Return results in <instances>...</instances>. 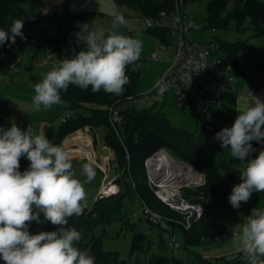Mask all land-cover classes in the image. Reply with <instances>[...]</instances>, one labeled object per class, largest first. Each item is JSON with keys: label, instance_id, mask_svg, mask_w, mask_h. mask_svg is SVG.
<instances>
[{"label": "clouds", "instance_id": "1", "mask_svg": "<svg viewBox=\"0 0 264 264\" xmlns=\"http://www.w3.org/2000/svg\"><path fill=\"white\" fill-rule=\"evenodd\" d=\"M127 22L123 15L113 19L112 30L86 32V25L77 34L87 48L63 60L34 84L32 105L36 111L48 110L65 102L61 92L69 85L82 90L91 87L93 93L120 95L129 83L128 65L140 59L143 42L138 37L116 31ZM24 21H12L9 31L0 29V45L17 36L24 38ZM231 127L215 134L221 147L230 146L231 156L245 161L254 151L252 141L264 143V102H255L242 110ZM29 167L20 171V159ZM81 180L73 168L69 153L54 145L44 131L31 126L21 130L15 123L0 127V259L4 264H95L89 251L75 245L81 240L76 228H65L70 217L81 216L87 208L85 184L96 176L91 163L81 166ZM240 183L232 187L228 202L234 209L247 203L253 192H264V149L254 159H248L240 172ZM44 221L58 226L56 231L31 234L29 223ZM231 237L238 238L247 257V264H264V208H255L242 223L231 228Z\"/></svg>", "mask_w": 264, "mask_h": 264}, {"label": "trees", "instance_id": "2", "mask_svg": "<svg viewBox=\"0 0 264 264\" xmlns=\"http://www.w3.org/2000/svg\"><path fill=\"white\" fill-rule=\"evenodd\" d=\"M185 4L188 1L184 0ZM120 4H127L135 9L139 17L154 18L160 12L169 13L174 9L175 0H118ZM207 18L211 30H224L229 27L230 22L235 24L238 32L246 30V23L251 26L254 37L264 36V1L260 0H207L205 2ZM229 4L231 9H227ZM40 0H0V29L9 31L12 21L19 19L24 21L22 32L24 38L16 37L15 43L11 40L0 45V54L9 53L17 48L25 39L35 38L41 42L55 44L56 54L59 61L65 57H72L73 53L81 51L80 46L74 38L67 39L65 34L59 38H52L40 25L42 18L38 14L26 13L24 7L33 9L42 8ZM53 19V18H51ZM155 38L166 40L167 32L162 28L147 29ZM45 31V33H43ZM219 43V55L224 64L234 68L237 66V55L240 52L252 53L253 46L248 42H225L215 37ZM87 48V47H86ZM85 48V49H86ZM129 83L124 86L120 95L105 93L103 90L93 93L91 87L82 90L75 85H69L67 91L61 92L64 106L75 110L74 115L64 118L59 129L54 145L61 146L66 135L83 131L85 128L96 129L99 126L108 128L105 135L106 145L115 154L114 162L117 169L126 172L121 179L115 182L124 183V189L120 193L102 196L99 195L91 209H85L79 216L68 219L65 228H76L81 232V240L75 245L87 248L90 255L95 258V264H131L121 260L117 253L104 252L101 249L100 237L90 236L93 230L101 225H108L111 221L122 216V200L130 190H133L150 211L161 215L163 218H178L173 212L162 205L153 195L145 180L144 161L160 149H165L172 157L181 160L205 175V184L195 191L186 190V197H193L195 192L201 195H209V201L203 205L201 218L194 223L188 231H184L178 225L167 220V226L174 232L179 228L183 233V244L180 245L183 255L175 258H159L155 264H247L245 258L235 256L232 260L226 257L210 260L201 255L199 248L206 244L217 243L222 239L225 232L230 229L235 217V209L228 202L232 187L240 183V171L244 162L233 158L229 152L230 146L221 147V142L216 140L215 134L220 130H211L214 142L207 144L202 142L194 133L186 129L172 125L160 112L155 111L152 106L145 104L138 109L137 105H129V98L136 96L134 92L135 82L138 74L132 70V64L126 68ZM124 101V103L121 101ZM120 107L122 115V131L120 137H116L108 123L109 107L113 104ZM119 103V104H118ZM124 104V105H123ZM116 105V106H117ZM15 108L8 100L0 102V127L4 128L7 123L8 114ZM23 130L22 128H20ZM253 149L258 142L252 141ZM257 156L259 151L254 150ZM75 159H71L72 164ZM25 157L20 159V171L28 168ZM115 168V167H114ZM131 178L134 185L124 178ZM195 193V194H194ZM200 195V196H201ZM149 219V218H148ZM36 222V221H34ZM58 226L45 221V231H56ZM90 236V237H89ZM0 264L4 261L0 259Z\"/></svg>", "mask_w": 264, "mask_h": 264}, {"label": "rangeland", "instance_id": "3", "mask_svg": "<svg viewBox=\"0 0 264 264\" xmlns=\"http://www.w3.org/2000/svg\"><path fill=\"white\" fill-rule=\"evenodd\" d=\"M40 1L43 4L41 10L25 6L26 13L38 14L40 11L41 15L38 14L35 17L43 19L40 25H43L50 37L59 38L62 34H65L67 39L74 38L81 50H85L87 43L78 39L77 34L82 31L85 25V34L93 30H104L107 33L112 30L114 17L123 15L127 23L116 28V31L125 36L138 37L143 42L140 59L132 64V70L138 74L134 87L136 95L151 91L159 81L160 76L166 71L168 61L174 52L175 40H171L170 48L166 51H161L158 39L147 30L145 18L139 17L137 11L130 8L127 4H120L118 0H90L89 4H86L85 0ZM206 1L192 0L185 4L186 20L194 25V27L189 29V33L197 42L205 43L215 39V37L230 43L248 42L252 46H259L260 54H264L262 53L264 36L254 37V32L248 22L245 24L246 30L243 32H238L233 22H230L227 29L211 30L209 22L206 20ZM231 8L232 6L229 4L227 9ZM154 53L160 54L159 60L150 59V56ZM75 54L77 53L74 52L73 56ZM48 56L52 57H49L50 60L43 64V60H46ZM251 57H253L252 54L245 52H240L237 55L238 64L234 68L231 67L230 70V76L233 79L238 80L237 76L242 75L243 67L251 60ZM15 59L19 60V65L16 68V72L10 74L7 68ZM139 61L142 62L140 67L138 65ZM58 63L56 45L41 42L35 38L25 39L11 52L0 54V102L8 100L9 103H13L15 106L14 110L7 116V123L4 129L10 128L13 123L23 130L31 126L37 132L44 131L46 137L54 144L64 118L74 115L75 110L68 109L64 104H61L53 105L48 110H43L42 108L40 111H36L32 105V97L34 95V84L40 82L43 76ZM122 102L124 103L123 100ZM116 105L115 103L109 107L107 117L112 132L116 137H120L123 125L120 108L117 118L119 121L116 122L111 118L112 114H114V108L118 107ZM149 106H152L155 111H160L172 125L194 133L202 142L207 144L214 142L211 130L231 127L238 116L233 114L214 115L210 112L204 114L195 109L179 108L173 91L163 94L161 101ZM137 108H143V105H137ZM107 132L108 128L105 126H99L96 129L85 128L83 131L66 135L61 143L64 150L69 153L70 158L75 159L73 168L78 178L81 180L85 179L81 172V166L84 163H91L95 169V179L90 184H85L87 210L93 207L94 202L101 193L103 184L107 186L117 177L121 179L124 172H126V176L129 175L127 171L121 170L120 172L119 169L113 167L115 154L106 145L104 137ZM82 149L84 150V155H82ZM99 160V167L106 172L99 169L96 164ZM26 161L29 166L30 162L27 159ZM144 173V181L148 185L146 170ZM124 179L125 181L129 180L134 185L130 177ZM102 182L103 184L101 185ZM115 185L119 189L117 193L124 189V183L115 182ZM195 193L192 198L197 199L201 194L199 192ZM122 204V216L119 219L111 221L108 225L101 224L97 226L90 235L100 237L102 251L117 253L121 260L131 264H155L156 260L162 257L173 255L175 258H179L183 255L180 247L177 249L170 248V238L168 236L164 238L165 231L159 225L150 221L148 216L144 214L143 204L133 190L125 194ZM40 219L44 221L43 214L40 215ZM44 226L45 221L43 223L32 221L29 223L28 231L31 234H38L41 231H45ZM229 231L228 229L222 236L221 240L223 243L230 238L231 234ZM174 234L177 244L182 245V231L176 228ZM203 247L204 249H207V247L210 249L222 246L212 244L204 245ZM79 249L81 251L87 250V248L83 247ZM232 258L229 257V260H232ZM157 263H159V260ZM173 264L179 263L174 262Z\"/></svg>", "mask_w": 264, "mask_h": 264}, {"label": "built area", "instance_id": "4", "mask_svg": "<svg viewBox=\"0 0 264 264\" xmlns=\"http://www.w3.org/2000/svg\"><path fill=\"white\" fill-rule=\"evenodd\" d=\"M85 2L89 4L90 0ZM145 25L147 29L166 30V40H159L161 51L171 47L172 39L176 44L168 67L155 87L148 93L129 98V105H153L161 101L163 94L173 91L179 108L195 109L208 114L213 108L221 107L223 96L234 91L236 80L230 76L231 67L224 64L219 55V43L214 39L199 43L189 33V29L194 25L186 20L185 1L175 0L171 12H160L154 18H145ZM49 57L52 56H48L42 63L46 64L50 60ZM150 59L157 61L160 54L154 53ZM18 64V59L13 60L7 68L8 72L15 73ZM138 65L140 67L142 62L139 61ZM262 84L264 82L261 80L247 81L244 85L246 94L258 98ZM120 107L114 108V114L111 116L116 122L119 121L117 118ZM113 167L117 168V164H113ZM144 168L148 185L155 198L178 218L165 219L150 211L145 205L143 212L150 221L165 231L164 238L167 236L170 238V248L177 249L180 245L176 242L173 230L167 226V220L188 231L201 218L203 205L209 201V195L194 199L192 196L186 197L184 192L202 187L205 184V175L187 163L173 158L165 149H160L146 158ZM115 180L102 187L99 194L101 197L117 194L119 189L115 185ZM253 209L255 208H249L248 215Z\"/></svg>", "mask_w": 264, "mask_h": 264}, {"label": "crops", "instance_id": "5", "mask_svg": "<svg viewBox=\"0 0 264 264\" xmlns=\"http://www.w3.org/2000/svg\"><path fill=\"white\" fill-rule=\"evenodd\" d=\"M153 1L159 2V0H153ZM258 48L259 46L257 47L253 45V50L251 53L253 57H251V60L244 65L241 73L242 75L237 76L238 80H236L234 91L225 94L222 99L221 107L213 108L210 111V113L214 115H223V116L226 114L239 115V112L237 110H242L246 106L255 102L256 97L248 96L245 92L244 85L249 80L250 81L261 80L262 82H264V54L261 55ZM262 53H264V49H262ZM260 93L261 94L258 97V99L264 102V84H262L260 88ZM262 149H264V143H258L254 150L260 151ZM255 157L256 155L252 151V154L245 160L243 168L245 167V163L248 162V159H254ZM99 162L100 160L98 161V163H96L98 167H99ZM99 169L101 168L99 167ZM101 170L103 172H106L103 169ZM102 184L103 182L101 183V185ZM103 186L104 184L102 185V187ZM241 206L239 209H235V217L232 220V224L229 229L230 234H231L232 226L236 225L237 223H242L244 221L245 217L248 215V210L250 207L264 208V192H253L249 201L247 203L242 202ZM212 244H219L222 247L210 248V249L208 247L207 249H204V247L199 248L201 255L206 259H210L214 261L223 257L229 259V257L231 258L235 256H240V258H245L247 260V257L245 256L242 250L238 238H232L230 236V238L227 241H225V243H223L222 240H220L219 242ZM212 244H206V245H212Z\"/></svg>", "mask_w": 264, "mask_h": 264}, {"label": "bare ground", "instance_id": "6", "mask_svg": "<svg viewBox=\"0 0 264 264\" xmlns=\"http://www.w3.org/2000/svg\"><path fill=\"white\" fill-rule=\"evenodd\" d=\"M79 136H80V135H79ZM79 136H77V137H79ZM80 138H81V136H80ZM80 138H79V139H80ZM81 151H82V155H84V154H83V151H84V150L82 149Z\"/></svg>", "mask_w": 264, "mask_h": 264}, {"label": "water", "instance_id": "7", "mask_svg": "<svg viewBox=\"0 0 264 264\" xmlns=\"http://www.w3.org/2000/svg\"><path fill=\"white\" fill-rule=\"evenodd\" d=\"M76 157H78V156H76Z\"/></svg>", "mask_w": 264, "mask_h": 264}]
</instances>
